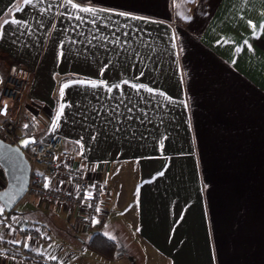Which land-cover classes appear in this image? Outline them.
<instances>
[{"label":"crops","instance_id":"0c3cea01","mask_svg":"<svg viewBox=\"0 0 264 264\" xmlns=\"http://www.w3.org/2000/svg\"><path fill=\"white\" fill-rule=\"evenodd\" d=\"M261 24L264 0H0V96L9 72L28 68L20 131L35 120L49 128L42 143L64 134L58 159L105 185L91 229L29 195L11 216L46 231L62 216L122 252L103 258L92 234L75 248L31 245L26 260L1 245L0 264H45L38 253L52 264H264ZM10 232L0 236L21 239Z\"/></svg>","mask_w":264,"mask_h":264},{"label":"built area","instance_id":"2783aa9c","mask_svg":"<svg viewBox=\"0 0 264 264\" xmlns=\"http://www.w3.org/2000/svg\"><path fill=\"white\" fill-rule=\"evenodd\" d=\"M31 74L26 67H16L7 75L0 96V108L7 105V113L0 114V138L11 144L18 141L21 130L19 105L26 88L31 84ZM65 141L64 134L56 133L48 142L35 143L25 151L31 165L26 195L38 197L43 202H57L69 207L79 224L85 229H91L102 216L105 185L99 179L90 181L81 170L58 159V153ZM47 177L53 182L48 181L49 187L45 188ZM0 225L6 226L10 233L17 232L22 237L19 247L14 250L10 248V255L16 259L26 260L31 256L28 242L42 245L50 243L49 233L43 227L20 225L5 210L0 214ZM34 257L37 262L53 263L52 260L44 259L40 253Z\"/></svg>","mask_w":264,"mask_h":264},{"label":"water","instance_id":"95a60500","mask_svg":"<svg viewBox=\"0 0 264 264\" xmlns=\"http://www.w3.org/2000/svg\"><path fill=\"white\" fill-rule=\"evenodd\" d=\"M28 141L27 145L24 143ZM37 143L34 135L20 137L16 144L0 138V167L6 184L0 189V204L8 213L26 196L30 180L31 165L25 151Z\"/></svg>","mask_w":264,"mask_h":264},{"label":"rangeland","instance_id":"374dc122","mask_svg":"<svg viewBox=\"0 0 264 264\" xmlns=\"http://www.w3.org/2000/svg\"><path fill=\"white\" fill-rule=\"evenodd\" d=\"M31 130L32 132L34 133H39V138H38V141L37 143H42V137L46 134V132L49 131V128H42L40 123L39 122H36L35 120H33V122H31ZM26 132H29V128H26L24 127V130L20 131L19 134L22 135L23 133H26ZM62 151L65 152L66 149L65 147L62 148ZM6 184V180H5V175H4V172H3V169L0 167V189L2 187H4ZM0 206H2L0 204ZM28 207H31V202H30V199L25 196L20 202L19 204L15 207L14 210H18V211H22V210H25L26 208ZM39 207V206H38ZM42 207V206H40ZM12 215H14V213H12ZM48 219L53 222L52 223H48L49 224V230H47V232L49 233V237H50V243L49 245L53 244L54 245H58V244H62L63 242L66 243L67 245H70L73 247L72 248H75L74 247V244H76L77 240L74 236H82L83 238H87V237H90L92 234H94V231H91V232H88L86 234H78L75 232V229L74 227L71 225L70 228H67V224L65 223V220L62 216H50L48 217ZM49 222V221H48ZM17 223V222H16ZM9 231L4 230L3 228L0 229V234L1 233H8ZM10 235H12V237H17L15 235L17 234H14V233H11ZM9 235V236H10ZM19 235V234H18ZM20 236V235H19ZM21 237V236H20ZM0 238L2 239V243L0 244V247L1 245H3V248L4 250H6L5 252L9 251L10 252V248H13L12 250H14V248L16 249L17 247H19L18 244H20V240H15V239H7V236L5 235H1ZM56 238V239H54ZM14 242L13 245L10 244V242ZM12 242V243H13ZM37 243H32V242H28V245L31 247V245H36ZM126 247L128 248V246L126 245ZM32 250V249H31ZM129 252H130V249H128ZM7 254V253H6Z\"/></svg>","mask_w":264,"mask_h":264},{"label":"trees","instance_id":"16d2710c","mask_svg":"<svg viewBox=\"0 0 264 264\" xmlns=\"http://www.w3.org/2000/svg\"><path fill=\"white\" fill-rule=\"evenodd\" d=\"M27 128H29V132L23 133L22 135H18V139L20 137L31 134H35V136L39 138L40 135L39 133L32 132L31 123L28 125ZM22 130H24V128ZM15 212L16 210H13L10 213H15ZM88 247L105 259H115L121 256L122 253L119 244L115 240L103 234L102 232H95L91 236V238L88 240Z\"/></svg>","mask_w":264,"mask_h":264},{"label":"snow or ice","instance_id":"6c2138e0","mask_svg":"<svg viewBox=\"0 0 264 264\" xmlns=\"http://www.w3.org/2000/svg\"><path fill=\"white\" fill-rule=\"evenodd\" d=\"M71 2H72V0H69V3H71ZM25 3L30 5V4L33 3V0H25ZM73 7H79V5H75V4H74ZM82 11H84V12H93V11H95V10H94V9H91V8H84V9H82ZM121 15H126V14H125V13H121ZM11 22H12V23H19V21H15V20H13V21H11ZM5 23H9V21H5ZM249 23L251 24V22H249ZM260 30H261L262 32H264V24H261V25H260ZM0 83H2V80H0ZM77 83H81V84H83V83H85V82H84V81H78ZM88 83H91V85H92L93 87L98 86L97 84L92 83V82H88ZM124 83L127 84L128 81H124ZM67 86H68V85H64V86H62V89H61V98H63V88H64V87H67ZM131 86H132L133 88H142V87H144L143 85H135V84H132ZM116 87H119V85H116ZM109 90H111V88H110ZM149 91H152V90L149 89ZM64 108H65V105H64V104H61L60 109H59L58 114H57V117H56V120H57V121L60 119V115L63 114V112H64ZM6 113H7V105L5 104L2 108H0V114H6ZM25 127L27 128L28 125H25ZM24 143L27 145V143H29V142H28V141H25ZM44 187H45V188H48V187H49V182L47 181V178H46V181H45ZM3 211H4L3 206H0V214H2ZM97 211H99V209H97ZM53 259H55V258H53Z\"/></svg>","mask_w":264,"mask_h":264}]
</instances>
